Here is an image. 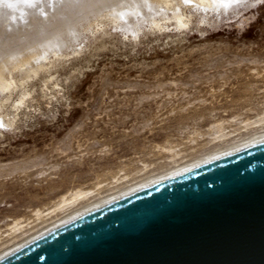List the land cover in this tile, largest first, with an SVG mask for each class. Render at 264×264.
Here are the masks:
<instances>
[{"label": "rangeland", "instance_id": "1", "mask_svg": "<svg viewBox=\"0 0 264 264\" xmlns=\"http://www.w3.org/2000/svg\"><path fill=\"white\" fill-rule=\"evenodd\" d=\"M184 10L191 24L182 31L132 16L96 33L81 27L64 54L1 99L13 122L0 127V254L264 131V0ZM77 191L87 196L61 208Z\"/></svg>", "mask_w": 264, "mask_h": 264}, {"label": "water", "instance_id": "2", "mask_svg": "<svg viewBox=\"0 0 264 264\" xmlns=\"http://www.w3.org/2000/svg\"><path fill=\"white\" fill-rule=\"evenodd\" d=\"M0 264H264V142L87 213Z\"/></svg>", "mask_w": 264, "mask_h": 264}, {"label": "bare ground", "instance_id": "3", "mask_svg": "<svg viewBox=\"0 0 264 264\" xmlns=\"http://www.w3.org/2000/svg\"><path fill=\"white\" fill-rule=\"evenodd\" d=\"M234 1L237 0H0V101L16 89L18 81L36 76L43 69L45 59L64 54L68 42L76 41L81 27L96 33L107 24H116L117 19L128 21V17L132 16L138 22L142 20L148 23L156 31H162L170 23L174 29L182 31L191 24V17L184 10L188 5L207 12ZM125 29L128 33H135L133 26H126ZM3 105L4 102H0V127L12 126L13 121L2 115ZM219 132L216 138L226 137L222 129ZM263 142L264 131L261 130L201 155L183 166L165 171L160 176L143 180L139 185L123 189L98 203L87 205L0 254V260L87 213ZM86 196L87 192L77 191L70 199H63L61 208L69 207ZM16 228L21 229L18 225Z\"/></svg>", "mask_w": 264, "mask_h": 264}]
</instances>
